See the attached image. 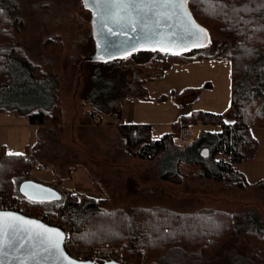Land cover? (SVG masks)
Masks as SVG:
<instances>
[{
  "label": "rangeland",
  "instance_id": "374dc122",
  "mask_svg": "<svg viewBox=\"0 0 264 264\" xmlns=\"http://www.w3.org/2000/svg\"><path fill=\"white\" fill-rule=\"evenodd\" d=\"M7 12L11 21L20 17L23 25L18 29L12 25V39L5 47L21 49L38 67L32 66L34 81L20 86L14 78L5 91L0 90V108L9 110H0V159L3 153H29L37 144L36 128L41 126L31 127L24 113L41 109L43 97L53 99L56 96L58 105H62L49 115L47 126L42 129L43 135L49 134L51 139L42 158L39 156L42 166L35 165L31 171L21 173L16 183L17 196L21 195L19 185L23 180L42 181L49 182L48 186L56 188L64 197L69 192L92 191L91 195H97L103 191L109 199L104 206L106 211L162 207L192 213L215 207L238 213L250 206L258 210L264 222V195L256 190L259 182L264 180V128L253 127L257 151L236 166L246 177V190L227 189L221 183L194 177L186 178L181 184L164 182L155 161L138 157L133 161L131 158L135 154L126 151L125 156L126 147L120 140L113 139L116 128L122 125L145 124L151 126L154 140L173 133L179 145L181 118L195 111L221 114L226 122H230L231 44L225 37L211 33L206 47L183 53L186 58L200 55L207 58L176 64L164 73L165 64L151 52L131 54L126 59L92 61L95 51L92 13L85 8L83 0H15V8ZM46 73H51L48 84L54 91L44 84ZM55 81L60 83L58 87L54 85ZM45 87L50 89L49 92L44 91ZM158 98L167 100L158 101ZM96 111L101 112L102 125L115 131L100 127L101 123L93 124L92 119V132L73 127L75 119L78 124L86 123L93 112L98 113ZM116 114L121 116L120 124L115 120ZM176 125H180L177 130ZM185 126L190 128L194 139L202 131L221 130L215 125ZM112 154H123L127 158L125 170L116 171L109 166L107 161ZM52 162L58 167L56 172ZM74 170L79 171L77 179H74L77 177ZM187 173L191 174V171ZM60 177H70V180L59 185ZM0 202L1 207L7 203ZM244 239H234L213 259H206L197 251L179 250L152 264H253L252 253Z\"/></svg>",
  "mask_w": 264,
  "mask_h": 264
},
{
  "label": "trees",
  "instance_id": "16d2710c",
  "mask_svg": "<svg viewBox=\"0 0 264 264\" xmlns=\"http://www.w3.org/2000/svg\"><path fill=\"white\" fill-rule=\"evenodd\" d=\"M188 3L195 20L209 35L218 34L231 44V121L226 123L224 115L204 111L182 116V126L202 124L221 128L218 132L202 131L191 144L184 146L176 144L173 133L154 140L151 126L145 124L122 125L118 127L119 135L127 151L141 160L156 162L164 182L181 184L186 178L194 177L221 183L227 189L246 190V177L236 166L257 151L253 127L264 128V0H188ZM12 7L15 8V0H0L2 91L14 78L16 85L20 86L34 81L32 66L38 67L21 49L5 47L12 39V25L15 24L16 29L23 25L20 17L16 16L14 21L7 17V10ZM184 55L155 53L165 64L164 73L176 64L207 58L204 55L186 58ZM51 103L52 99L43 97L41 109L26 112L24 116L32 124H45L50 116L44 109ZM59 108L58 105L55 110ZM0 110L9 111L4 107ZM179 126L176 125L175 130ZM204 149L209 151L207 158L201 156ZM40 150L37 143L26 154L10 156L3 153L0 159V201L24 206L25 215L31 218L46 214L48 225L66 232L65 247L70 256L99 264L114 261L152 264L174 251L188 250L213 259L234 239L244 237L253 264H264V222L258 210L250 206L238 213L215 207L192 213L159 207L106 211L104 206L108 201L101 194L69 192L61 201L46 202L51 205L46 211V203L32 202L22 195L19 197L16 190L21 173L41 165L39 161L43 152ZM188 170L191 174L187 173ZM68 180L70 177H60L59 185ZM256 190L264 195V180L259 182Z\"/></svg>",
  "mask_w": 264,
  "mask_h": 264
},
{
  "label": "water",
  "instance_id": "95a60500",
  "mask_svg": "<svg viewBox=\"0 0 264 264\" xmlns=\"http://www.w3.org/2000/svg\"><path fill=\"white\" fill-rule=\"evenodd\" d=\"M83 3L85 8L92 13V33L95 42V53L91 58L92 61H110L142 52L166 53L165 51H152L150 49L152 47L159 49L162 45L156 44L155 41L165 40L167 42V38L171 37L173 33H175L174 44L169 47L166 54H171L172 51H179L183 54L207 46L209 34L195 20L190 11L188 0L184 10L188 13L191 21L204 29L207 34L200 37L204 40L203 46H197L194 38L185 36L184 29L188 27V17L174 18L170 29H165L163 25L160 29H157L154 25V17L148 15L136 25V31H132V25H128L127 20H122L120 24H117L111 18L117 10L112 6L111 0H100L99 7L96 3H93V0H87V3L86 0H83ZM121 15L126 16L127 14L121 13ZM133 15H135V12H133ZM144 25H147V27H144ZM108 28H111L114 34L109 35ZM153 32L156 35H152ZM182 37L183 39H181ZM201 156L207 158L209 156L208 149H204ZM19 192L25 199L29 200L28 197L31 196L32 199L29 201L38 203L61 201L63 199V195L55 188L31 180L22 182ZM0 213H11L27 220H34L44 227L60 231L64 237L59 251L44 252L38 242H33L35 247L30 244L23 252L14 253L9 251L7 257L3 260V264H70V262H74V264H99L97 261H82L70 256L65 247L67 234L62 228L50 226L37 218H31L18 212L0 210ZM33 253L35 254L34 258H32ZM14 256L19 258L14 259ZM104 264L120 263L107 262Z\"/></svg>",
  "mask_w": 264,
  "mask_h": 264
},
{
  "label": "snow or ice",
  "instance_id": "6c2138e0",
  "mask_svg": "<svg viewBox=\"0 0 264 264\" xmlns=\"http://www.w3.org/2000/svg\"><path fill=\"white\" fill-rule=\"evenodd\" d=\"M93 3H96L99 7L100 0H93ZM111 3L117 9L111 18L117 24H120L122 20H127V24L132 25V31H136V25L148 15L154 17V25L157 29H160L162 25L165 29H170L174 18L188 17V13L184 10L187 0H111ZM234 11L238 10L234 9ZM133 12H135V15H133ZM121 13L127 15L122 16ZM144 27H147V25H144ZM184 32L186 37L195 39L197 46H203L204 40L200 37L207 34L204 29L195 25L190 17H188V27L184 29ZM108 33L109 35L114 34L111 28H108ZM152 35H156V33L153 32ZM174 37L175 33L167 38V42L156 40L155 43L162 46L159 49L152 47L150 50H160L167 53L169 47L174 44ZM171 54L181 55L182 53L172 51ZM126 58L127 56H125ZM8 155L19 156L21 154L8 153ZM28 198L29 200L32 199L31 196ZM63 239V234L56 229L44 227L34 220H27L11 213H0V264H3V260L7 257L9 251L14 253L23 252L30 244L35 247L33 242H38L44 252L59 251ZM34 255L33 253L32 258H34ZM13 258L18 259L19 257L14 256ZM70 264H74V262H70Z\"/></svg>",
  "mask_w": 264,
  "mask_h": 264
},
{
  "label": "crops",
  "instance_id": "0c3cea01",
  "mask_svg": "<svg viewBox=\"0 0 264 264\" xmlns=\"http://www.w3.org/2000/svg\"><path fill=\"white\" fill-rule=\"evenodd\" d=\"M92 36H93V34H92ZM94 41V40H93ZM94 43V42H93ZM94 50H95V46H94ZM94 53H95V51H94ZM197 61V60H196ZM194 62V61H193ZM176 66V65H175ZM55 67H56V65H55ZM51 74V73H50ZM50 74H48V73H46L45 75H46V79H43L44 80V84H45V86H48L52 91H54V87L53 86H51L50 85V83L48 84V82H49V80H48V77H50ZM41 80V79H40ZM54 85H56V87H58L59 85H60V83H57L56 81H55V83H54ZM55 87V88H56ZM50 89H48L47 87H45L44 88V91L45 92H49V90ZM59 102V98L58 97H56V96H54V98L52 99V103L47 107V108H45L44 110L47 112V114H49V115H51L52 113H54L56 110H55V108L57 107V105L59 104L58 103ZM114 103H112L111 105H113ZM62 106V105H61ZM60 106V107H61ZM96 112H98V113H101L100 111H96ZM93 113H95V112H93ZM28 120H29V118H27ZM47 120V119H46ZM89 120L90 121H88V122H86V123H84V122H80V124H78L77 123V119H75V121H74V126L73 127H78V129L80 128V129H87V130H90L91 132H92V130H93V124H92V126H91V123H92V121H91V117L89 118ZM29 122H30V120H29ZM91 122V123H90ZM30 126L31 127H33V128H35L34 126H36V124H32L31 122H30ZM140 125H142V124H140ZM40 128H36L37 129V136H38V142L37 143H39V144H41L40 145V147L42 148V152L46 149V146L48 145V140H51L50 139V137H49V134H47L46 136L45 135H43V133H42V129H44V128H46V126H47V122L45 123V124H40ZM100 127H102V128H105V129H111V131L113 132V131H115L114 129H112V128H108L109 126L108 125H102V123H101V125H100ZM80 132V131H79ZM80 133H82V132H80ZM111 133V132H110ZM112 134V133H111ZM113 139L114 140H120L121 141V143L123 144V147L125 146V143H124V141H122V139H121V137H120V135H119V132H118V128H116V135H114L113 136ZM127 150H126V148H125V150L123 151L124 152V154H125V156H126V152ZM41 152V153H42ZM39 156H40V154H39ZM56 156V155H55ZM111 159L110 160H108L107 161V163H109V166H111V168H114L116 171H118V170H125L126 169V166H127V163H128V160H127V158L126 157H124L123 156V154L122 155H118V156H116V155H114V154H112L111 156ZM134 157H136V156H133L131 159L134 161ZM50 158V157H49ZM90 158H93V156L92 157H90ZM52 160V159H51ZM53 163V166H54V171H55V169L57 170V168H56V166L54 165L55 164V162H52ZM106 163V164H107ZM76 165H78V166H80V164H76ZM45 167V165H43V167L42 168H44ZM81 168H83V169H85L86 171L87 170H90V168H85V167H83V166H80ZM45 170H46V168H44ZM56 172V171H55ZM74 172L77 174V177H73V175H71L72 176V178H74V179H77L78 177H79V171H76V170H74ZM89 175V174H88ZM90 175H92V172L90 173ZM157 175H158V173H157ZM90 177V176H89ZM110 178H113L112 176H109ZM24 181V180H23ZM38 182H40V183H42V184H45V185H49V182H47V183H44V182H42V181H38ZM89 187V186H88ZM97 187V186H96ZM78 188V187H77ZM90 188V187H89ZM90 194L91 193H93L92 191H88ZM89 193H87V194H89ZM99 193V192H98ZM99 194H101L102 195V197H104L105 199H107L108 201H109V199L106 197V195L103 193V191H102V193H99ZM94 195H96L95 193H94ZM51 205H50V203H46V207L48 208V207H50ZM51 208V207H50ZM130 208H136V207H129L128 209H130ZM139 208V207H138ZM159 208H162V207H159ZM49 209V208H48ZM117 210V209H116ZM125 210V209H124Z\"/></svg>",
  "mask_w": 264,
  "mask_h": 264
},
{
  "label": "built area",
  "instance_id": "2783aa9c",
  "mask_svg": "<svg viewBox=\"0 0 264 264\" xmlns=\"http://www.w3.org/2000/svg\"><path fill=\"white\" fill-rule=\"evenodd\" d=\"M92 120L94 121L95 125H98L102 123V115L100 113H94L92 116ZM115 120L118 124L121 123V116L119 114H116ZM194 140V134L191 132L190 128L188 126H182L180 133H179V145H189ZM0 210H6V211H13L18 212L25 215V209L22 208L21 205L18 203H5L0 208ZM47 215L40 216V220L45 222Z\"/></svg>",
  "mask_w": 264,
  "mask_h": 264
},
{
  "label": "bare ground",
  "instance_id": "6f19581e",
  "mask_svg": "<svg viewBox=\"0 0 264 264\" xmlns=\"http://www.w3.org/2000/svg\"><path fill=\"white\" fill-rule=\"evenodd\" d=\"M198 23V22H197ZM199 24V23H198ZM200 25V24H199ZM114 262H116V261H114ZM119 263V262H118ZM121 264V263H120Z\"/></svg>",
  "mask_w": 264,
  "mask_h": 264
}]
</instances>
